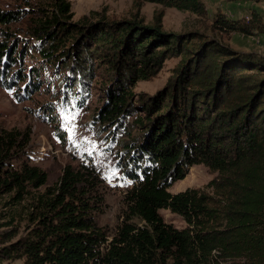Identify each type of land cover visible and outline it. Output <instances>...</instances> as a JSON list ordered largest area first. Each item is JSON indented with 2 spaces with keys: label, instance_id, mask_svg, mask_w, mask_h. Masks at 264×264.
Listing matches in <instances>:
<instances>
[{
  "label": "trees",
  "instance_id": "obj_1",
  "mask_svg": "<svg viewBox=\"0 0 264 264\" xmlns=\"http://www.w3.org/2000/svg\"><path fill=\"white\" fill-rule=\"evenodd\" d=\"M139 1L197 16L206 12L201 0ZM36 14L42 17L29 33L33 42H26L11 32L24 12L0 10V85L9 89L24 81L23 62L32 53L45 64L27 75L32 84L25 92L28 87L38 91L39 72L48 67L78 73L80 86L93 73L94 60L107 73L115 72L102 85L110 83L97 118L114 131L133 118L137 133L120 144L124 170L134 183L129 218L142 225L126 221L101 256L104 239L84 188H77L86 181L67 168L55 194L38 199L36 227L0 249V264L21 258L24 264H264V58L197 33H165L159 25L89 17L72 24L66 0H53L51 10ZM214 24L225 34H264L253 10L240 20L218 15ZM177 57L178 77L166 104L161 105L162 94L131 103L132 86L150 80L165 60ZM65 81L72 90L70 77ZM15 142V133L0 131V195L15 192L14 200H20L26 184L42 187L46 175L35 167H9ZM195 165L217 174L207 184L211 192L172 194V185ZM161 210L180 216L186 227L166 224Z\"/></svg>",
  "mask_w": 264,
  "mask_h": 264
},
{
  "label": "rangeland",
  "instance_id": "obj_2",
  "mask_svg": "<svg viewBox=\"0 0 264 264\" xmlns=\"http://www.w3.org/2000/svg\"><path fill=\"white\" fill-rule=\"evenodd\" d=\"M66 1L70 3L72 24L81 23L82 18L89 17L90 21L159 25L165 33H197L203 40H213L235 52L252 53L264 58V34H225L214 24L218 15L240 20L249 17L252 10L264 23V0H201L206 11L202 16L165 9L139 0ZM52 2L53 0H0V10L23 11V20L13 25L11 32L26 42H33L29 33L42 17L36 13L40 9L51 10ZM92 13L95 14L92 16ZM106 49L109 48H104L105 51ZM180 61L179 57L169 58L153 78L134 84L131 88V103L142 104L143 101L162 94L161 105L164 106L167 102L165 97L171 91L169 86L178 77ZM23 64L24 81L18 79L17 84L9 89L0 85V131L16 134V142L8 160L9 167L19 171L23 166L35 167L45 173L46 184L39 188L32 183L26 184L20 200H14L15 192L0 195V249L27 236L36 227L37 215L41 213L38 199H50L60 185L64 171L69 168L74 175L81 176L86 181L77 188H84L91 217L104 239L99 250L102 256L126 221L128 224L142 225L136 218H129L128 202L134 183L124 170L120 144L129 135L137 133L132 128L133 118L127 117L122 121L123 125L119 126L120 129L115 131L112 124L103 125L97 118L99 109L106 103L105 90L110 83L105 88L102 85L116 74L107 73L102 62L94 60L93 73L86 76L85 83L80 86L78 73H68L64 67L63 70L48 67L39 72L42 81L36 86L38 91L28 87L25 92L22 89L32 84L27 75H33L45 62L32 53L24 59ZM59 74L63 78H58ZM53 76L55 77L52 78ZM69 77L72 90L65 86V79ZM66 89L72 94L64 92ZM70 113L77 115L69 123L65 118ZM216 175L203 165H195L169 191L172 194L189 189L211 192L207 184ZM159 213L163 221L173 228L180 230L186 227L180 216L168 210H161ZM13 233L14 236L6 242L4 237ZM24 261V258L13 259L1 264H24Z\"/></svg>",
  "mask_w": 264,
  "mask_h": 264
},
{
  "label": "snow or ice",
  "instance_id": "obj_3",
  "mask_svg": "<svg viewBox=\"0 0 264 264\" xmlns=\"http://www.w3.org/2000/svg\"><path fill=\"white\" fill-rule=\"evenodd\" d=\"M75 115H77L76 113H70L65 119L67 122H71L72 119L75 118Z\"/></svg>",
  "mask_w": 264,
  "mask_h": 264
}]
</instances>
